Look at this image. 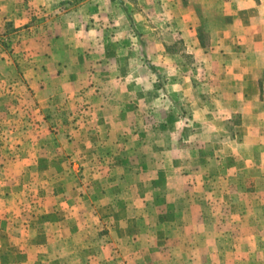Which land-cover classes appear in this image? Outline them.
<instances>
[{"label": "rangeland", "instance_id": "obj_1", "mask_svg": "<svg viewBox=\"0 0 264 264\" xmlns=\"http://www.w3.org/2000/svg\"><path fill=\"white\" fill-rule=\"evenodd\" d=\"M78 3L48 8L38 0H0V264H187L185 245L193 234L169 225L171 193L148 183L157 161L155 141L162 137L149 136L139 154V138L97 136L106 126L93 110L100 76L91 57L64 55L65 47L75 48V35L57 33L61 13ZM160 76L139 79L159 82ZM149 100L157 111L156 95ZM181 128L184 140L188 131ZM208 132L198 130L203 148L228 143ZM254 143V153L239 158L251 161L250 168L237 170V179L235 169H208L229 182L208 186L213 208L201 206L200 212L208 218L216 214L213 222L206 220L212 229L192 237L198 253L213 264H264V136ZM205 148L204 164H210L215 153ZM123 156L129 165L137 161L147 167L114 163ZM255 162L259 166L253 167ZM236 205L244 232L235 255L231 234H223L220 225L223 219L234 221L227 214ZM190 216L180 221L189 225ZM254 238L257 246L247 249Z\"/></svg>", "mask_w": 264, "mask_h": 264}, {"label": "crops", "instance_id": "obj_2", "mask_svg": "<svg viewBox=\"0 0 264 264\" xmlns=\"http://www.w3.org/2000/svg\"><path fill=\"white\" fill-rule=\"evenodd\" d=\"M38 1L49 8L73 0ZM57 23V33L76 37L75 48L65 47L64 55L91 57L93 72L100 76L94 84L93 110L95 119L106 126L97 136L139 138L135 150L139 154L149 136L162 137L155 141L157 161L150 166L155 172L148 183L163 185L171 193L169 225L193 234L186 241L185 262L213 264L198 253V240L192 237L212 229L206 220L213 222L216 214L208 218L207 212H200L201 206L213 208L208 186L229 182L223 175L211 176L208 169H235L237 179V170L250 168L251 161L239 158L254 153V138L264 136V0H79L61 13ZM148 73L160 74L161 80L139 79ZM153 95L160 101L157 111L149 104ZM233 119L241 123H230ZM161 121L177 123L167 128ZM181 126L188 131L184 140ZM198 130L207 131L210 138H228L215 148L204 147L215 153L210 164H204ZM119 159L113 158L114 163L130 169L147 167L146 162L132 166ZM233 207L227 216L234 221L223 219L220 227L226 236L231 234L236 255L243 247L244 226L243 213L237 205L233 212ZM186 214L192 218L189 225L180 221ZM258 241L254 238L245 246L255 248Z\"/></svg>", "mask_w": 264, "mask_h": 264}]
</instances>
